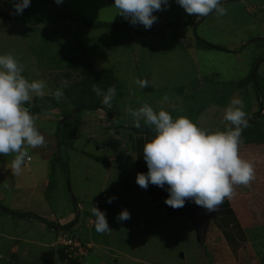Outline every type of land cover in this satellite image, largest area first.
Wrapping results in <instances>:
<instances>
[{
	"label": "rangeland",
	"instance_id": "374dc122",
	"mask_svg": "<svg viewBox=\"0 0 264 264\" xmlns=\"http://www.w3.org/2000/svg\"><path fill=\"white\" fill-rule=\"evenodd\" d=\"M168 2L170 7L153 12L158 19L146 29L125 20L111 0H63L60 4L31 0L22 14H14L10 0H0V54L11 52L24 65L23 75L29 81L44 80L46 96L53 98L51 93L65 81L56 82L55 77L66 71L79 77L101 75L102 88L113 85L116 94L123 95L122 100L120 96L112 101L113 116H109L100 109H80L94 102L88 93L84 92L85 100L71 103L63 88L64 96L55 99L52 113L34 115L45 146L26 148L31 159L26 158L19 176H4V171L12 172L15 154L0 155V177L12 183L15 179L18 189L13 194L0 187L6 193L4 204L21 215L0 210V264H264V212L256 223L241 214L240 225L247 235L238 249L218 229L206 237L198 234L189 219L154 218L136 176L130 168L125 170L129 153L121 148L117 153L121 143L110 138L115 130L122 132V138L130 131L134 134L137 128L128 108L138 109L144 103L156 111L163 106L174 119L183 115L201 128L226 131L224 109L233 97L243 100L248 121L257 123L250 133L245 128L241 138H264V0L222 2L227 14L214 12L211 18L189 15L177 2ZM55 8L63 15H82L95 23H126L128 30L78 28L72 21L33 25L54 14ZM15 18L31 20V24ZM187 19L198 25H184ZM197 39L210 46H199ZM105 76L112 80L108 87L103 83ZM137 78L148 80V86L140 88ZM165 96L168 100L161 105ZM76 108L80 110L75 112ZM62 112L71 114L66 117ZM66 125L72 126L76 138L64 136L62 140L71 144L58 146ZM143 127L151 129L141 120ZM108 138L113 148L104 152L102 143ZM112 153H117L118 162H109ZM263 158L264 153L253 159L261 177ZM108 197H115L111 204L106 202ZM93 205L106 213L112 231L97 233ZM125 209L131 218L118 222L117 215ZM78 212L80 221L63 232L82 240L87 252L62 261L54 251L59 235L49 225L56 218L68 226ZM141 222H146L145 227ZM97 245L105 249L98 257Z\"/></svg>",
	"mask_w": 264,
	"mask_h": 264
},
{
	"label": "clouds",
	"instance_id": "9594fccd",
	"mask_svg": "<svg viewBox=\"0 0 264 264\" xmlns=\"http://www.w3.org/2000/svg\"><path fill=\"white\" fill-rule=\"evenodd\" d=\"M10 2H13L14 14H22L30 6L31 0ZM62 2L56 0L57 4ZM173 2H177L189 15L206 17L213 11L219 16L227 14L221 0ZM114 7L131 24H142L150 29L158 19L153 12L162 11L170 5L168 0H115ZM24 70V65L11 52L0 54V155L15 154L11 161V171L15 176L21 174L26 158L31 159L26 148L45 146V137L36 127L30 107L25 105L30 104L34 96L43 99L48 95L47 84L44 80L29 81L23 75ZM135 84L145 88L149 81L137 78ZM66 86L67 82L61 81V87L51 93L53 98L60 101L64 96L62 89ZM92 91L102 97V105L111 108L116 96L115 86L105 91L93 84ZM167 100L165 96L161 105ZM243 109V100L233 97L224 109L223 120L227 122V130L211 131L201 128L183 115L174 119L163 106L158 111L147 103L138 109L129 107L128 112L134 118L135 127L140 128L143 120L153 132L151 139L145 138L143 157L148 172L137 174L138 186L147 189L149 184L160 188L167 185L169 196L165 204L173 209L184 207L186 200L191 199L207 212H215L226 197H232L235 185L247 187L255 179L253 163L239 155L242 132L250 126ZM114 199L108 197L106 202L111 204ZM91 212L95 217L97 233L104 234L113 230L104 211L93 205ZM130 218L127 209L116 217L118 222ZM54 251L61 258L62 252L58 248Z\"/></svg>",
	"mask_w": 264,
	"mask_h": 264
},
{
	"label": "trees",
	"instance_id": "16d2710c",
	"mask_svg": "<svg viewBox=\"0 0 264 264\" xmlns=\"http://www.w3.org/2000/svg\"><path fill=\"white\" fill-rule=\"evenodd\" d=\"M55 9H56V11L54 12V14H51L49 17H46L43 20L35 21L33 25H37L41 21H43V22H46L48 24H52V25L57 26V25L62 24L64 22L72 21L73 24H75L78 28L83 26V27H88L89 29H98V28L110 29V28H112L113 30H122V29L125 31L128 30V26L126 23H113V22H102V21L95 23V22L89 21L85 16L73 15L72 13L71 14L66 13L63 15L58 10V8H55ZM214 12L215 11H213L211 14H209L208 18H211L213 16ZM5 18L7 20H14L11 17H5ZM15 20L26 22V24H31V20H25L24 21L20 18H15ZM203 20L205 21V19H203ZM193 23H194V21L191 19L190 20L187 19L186 21L183 22L184 25H192V27H195L198 25V24L194 25ZM63 37H65V34ZM197 42H198L199 46H200V44L201 45L207 44L205 46H210V45H208V43L202 42L200 39H197ZM106 74H108V73H105V75ZM56 77H55L56 82H58L59 79L65 80L67 82V86L64 87V89H65L64 91H65L66 96H68L70 98L71 103L85 100L84 95L87 96V94H84V92H85V93H88V96H90L94 102L91 104H83V105L79 106L80 109L84 108V109L95 110V111L100 109V110L106 111L107 114H109V116L110 115L113 116V112H110L111 109L102 105V103H101L102 97H98L92 91L93 84L97 85L99 88L106 91L109 88L108 86H110L111 85L110 83L112 82V80L109 81L107 76H105V80L103 81L105 86L108 87L106 89L102 88V85L100 84L99 79L100 78L103 79V77L101 75L94 74V73H85V75H83L82 77H79V76L71 74L70 71H66V72L62 73L61 75L60 74L57 75ZM252 78H254V76H251L249 78L250 82L253 80ZM72 93H75V94H72ZM71 96H74V97L71 98ZM120 96H122L121 97V100H122L123 95H120L119 93L116 94V96L113 100L118 101L120 99ZM90 97H88V99ZM55 105H56L55 99L51 98V97L49 98L48 96H45L43 99H40L37 97V98L33 99L30 104H26L27 107L31 108L30 111H32L33 115H38V114L39 115H49L50 113H52L56 109ZM49 108L51 109V111L49 110ZM78 109L79 108H76L74 111L77 112ZM80 113H81V111H80ZM62 114H63V116L69 117V115L71 113L70 114H68V113L64 114L62 112ZM63 120H65V119H63ZM251 122H249V125H250L249 131H248L249 133L255 127L254 125L257 126V123L253 124V122L252 123ZM64 127H65L64 135H63V129L61 127L62 131H61V133H59L60 139L57 137L58 138L57 139L58 140L57 141L58 146H59V144H61V145H67L69 143L71 144V141L68 143L67 139L62 140V138L64 136H66L68 138H76V135L73 134V132H72V130H73L72 126L66 125ZM133 131H137V132L140 131V132H143L146 134H153L151 129H147L145 127L137 128ZM261 134H263V137H264V133H262V131H261ZM238 148L239 149H245L249 152H261V154H262V153H264V138H259V137L258 138H241V143L239 144ZM58 158H59V156H58ZM244 159L249 160V159H247V157H244ZM59 160H60V158H59ZM249 161H251L253 163V165L255 164V161H253V160H249ZM260 162L263 163V165H264V158L262 160H260ZM1 167H3V166H1ZM7 175H8V177H10L9 175H13V174H12V172L4 171V176H7ZM13 177H15V175H13ZM7 179L8 178H1L0 177V187H3V189L5 191H7L8 193L14 194V192H16L18 190V189H15V187L17 188V186H15L16 180L12 179L14 181V183H12V182L8 181L10 179H8V180ZM46 182H49V181L46 180ZM9 184L11 185V187L13 189H11L9 187ZM48 185H49V183H48ZM242 186H241V189L244 190V198H247L245 200L246 203H245L244 210L250 211L249 218H251V220H253V222L256 223L258 216L262 215L260 213L262 211L264 212V177H261V175L259 173H255V179L250 183V185L247 187L246 186L242 187ZM246 192H248V193H246ZM5 200H6V193L2 192V190H1L0 191V210H1V212H3V211L8 212L11 216L20 215L17 213L14 214V212L4 204ZM103 203H105L104 200H103ZM75 204H77L76 200H75ZM77 205H78V209H79V203ZM105 205L106 204H104V206ZM260 209H263V210H260ZM77 215L78 216L76 217L77 218L76 221L73 222L72 224L68 225V226H66V225L62 226V224L59 223L56 220V218L53 221V222H55V224L51 223L49 225V222L47 220L45 223H46V225H49V227L55 232L56 235H60V233L66 234L63 232L64 230L68 231L71 227H73L75 224H77L80 221L81 213L78 212ZM56 227H57V230L54 229ZM206 253H207V256H209V258H210V254L208 253V251ZM65 257H67V256L65 255L64 252H62L61 253V260L62 261L66 260L67 258H65ZM210 262H211V260H210Z\"/></svg>",
	"mask_w": 264,
	"mask_h": 264
},
{
	"label": "crops",
	"instance_id": "0c3cea01",
	"mask_svg": "<svg viewBox=\"0 0 264 264\" xmlns=\"http://www.w3.org/2000/svg\"><path fill=\"white\" fill-rule=\"evenodd\" d=\"M225 1H223V3L228 2V0ZM232 2H237V0H232ZM116 131L117 130L113 132L115 133V135H111L110 137L112 139H116L121 143L119 145V149H117L116 152L119 153L121 148L129 153V157L127 158L128 166L125 167V170L128 171V169L130 168L135 176H137V174L141 172L146 174L148 172V167L143 157V146L146 142L145 138L147 137L148 139H151L153 137V134H146L140 131H132L134 133L132 135L130 131L129 133H126V135L122 138V132L117 133ZM112 136H116V138H113ZM110 138H108V141L107 139H105L102 143V146H105L106 148L104 152H108V150L113 148ZM60 145L61 144H59V146ZM117 153L110 154V163L118 162ZM239 155L242 158L247 157V159L253 160L257 157V155H261V152H249L245 149H239ZM254 168L255 173H259L255 164ZM241 186L242 185H235L232 197H226L223 203L218 206V209L215 212H207L203 207L200 206L199 210L195 211L192 217L190 215V208L188 207L186 202L185 206L179 209H173L172 207L165 204V200L169 196V192L167 191L168 186L166 185L164 188H160L155 185L149 184L147 189L141 188V192L144 194V196H146L147 204L150 205L153 209L152 213L154 215V218L159 217L161 219H165L167 217L169 221L189 219L190 221H193L198 234H201L202 232L204 235H206V237L209 236L211 231L215 234V229H218L221 236L224 234V238L227 239L226 241L229 242V245L233 246L232 248L238 249L242 246L241 244L245 243L247 235V231L243 230L241 228L242 226L240 225L241 214L244 213L249 216L250 213V211L244 210L246 203L245 200L247 198H244V190L241 189ZM162 209L164 211V214H160ZM145 225L146 222H141L142 227H145ZM201 228L203 231L201 230ZM199 237L200 236L198 235V238ZM95 248L98 249L96 257H98L100 252L105 251V249L98 248V245ZM101 256H103V254H101Z\"/></svg>",
	"mask_w": 264,
	"mask_h": 264
},
{
	"label": "built area",
	"instance_id": "2783aa9c",
	"mask_svg": "<svg viewBox=\"0 0 264 264\" xmlns=\"http://www.w3.org/2000/svg\"><path fill=\"white\" fill-rule=\"evenodd\" d=\"M59 240V241H58ZM56 241L57 246L61 252H64L68 259H73L75 256H84L87 252L82 240L61 234Z\"/></svg>",
	"mask_w": 264,
	"mask_h": 264
},
{
	"label": "water",
	"instance_id": "95a60500",
	"mask_svg": "<svg viewBox=\"0 0 264 264\" xmlns=\"http://www.w3.org/2000/svg\"><path fill=\"white\" fill-rule=\"evenodd\" d=\"M111 1L115 3V0H111ZM186 204L190 208V215H191V217L193 216V213L195 211L199 210V208H200V206L196 205L195 202L193 200H191V199H187L186 200ZM181 257L184 258V255L182 254Z\"/></svg>",
	"mask_w": 264,
	"mask_h": 264
}]
</instances>
